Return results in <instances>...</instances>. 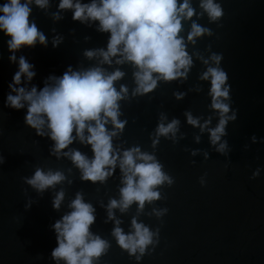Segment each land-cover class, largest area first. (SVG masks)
<instances>
[{
  "label": "water",
  "instance_id": "1",
  "mask_svg": "<svg viewBox=\"0 0 264 264\" xmlns=\"http://www.w3.org/2000/svg\"><path fill=\"white\" fill-rule=\"evenodd\" d=\"M4 2L0 0V4ZM59 2L49 0L46 9L31 5L30 21L45 35L46 46L37 42L32 48L22 47L14 53L16 63L9 59L13 55L8 49L10 38L0 32V157L4 160L0 164V264H56L51 256L58 246L53 225L70 211L68 205L78 192L95 209L90 231L110 245L94 264H264V0H215L224 9L223 18L215 23L206 13L200 15V0H191L197 13L192 21L209 28L212 35L188 43L192 21L183 22L181 35L193 59L186 80L160 81L152 93L133 96L132 66L104 65L108 72L119 68L125 73L116 82L117 91L120 85L128 88L127 98L119 102V119L127 123L113 138L114 148L123 151L138 146L142 152L156 155L175 181L171 187H161V200L146 204L143 213H137L135 204L123 214L114 210L125 233L131 230L133 217L154 232L159 229V243L154 250L150 246L140 261L120 249L111 235L115 222L108 220L107 205L110 199H120L119 167L104 183L83 181L70 159L52 154L54 142L47 128L44 136H37L26 125L27 105L21 110L6 106L8 85L21 56L34 66L35 76L31 82L22 77L20 86L28 90L35 86L39 91L49 76L61 77L69 67L76 71L96 66L97 60L84 56L86 50H106L110 34L98 32V23L73 21L71 11H59ZM54 14L62 18L54 20ZM57 37L62 42L54 47ZM212 53L223 56L221 67L231 85L229 115L236 113V120L229 121L227 134L221 138V142L227 141L225 154L216 151L219 145H211L207 130L201 133L184 115L191 112L194 118H201V124L211 117L210 128L218 123V114L210 108V82L199 79L206 66L197 58L207 59ZM174 93L185 95L177 100ZM161 114L167 116L165 123L178 119L179 131L175 143L160 137L154 149L152 140ZM108 128L112 130L111 124ZM72 149L93 157L90 146L78 140L65 151ZM37 168L61 171L66 179L39 193L25 182ZM257 170L259 175L253 178ZM201 177L204 187L199 183ZM61 190L65 196L56 210L52 202ZM153 208H167L168 212L158 219L152 215Z\"/></svg>",
  "mask_w": 264,
  "mask_h": 264
},
{
  "label": "clouds",
  "instance_id": "2",
  "mask_svg": "<svg viewBox=\"0 0 264 264\" xmlns=\"http://www.w3.org/2000/svg\"><path fill=\"white\" fill-rule=\"evenodd\" d=\"M33 3L46 9L49 0H5L0 4V32L10 38L8 49L13 55L9 59L13 63L17 60L14 53L22 47L32 48L37 42L46 46L45 35L34 21H30ZM199 7L202 9L200 15L206 13L211 23L224 16L222 5L215 0H200ZM58 9L71 11L73 21L98 23V32L110 34L106 50H86L84 56L89 60H97L96 66L76 71L69 67L61 77L49 76L39 91L35 86L30 90L20 86L22 77L31 82L35 76L32 70L34 66L21 56L18 71L13 76V82L8 85L10 94L6 97V106L21 110L27 105L26 125L34 129L37 136H44V129L47 128L49 138L54 142L52 154L57 158L63 155L70 159L80 170L83 181L104 183L119 167L122 185L119 188L120 199H110L107 205L108 220L115 222L111 235L120 249L140 261L150 246L154 250V245L159 243V229L154 232L133 217L131 230L125 233L120 227L122 221L115 218L114 210L118 209L123 214L135 204L137 213H143L146 204L152 205L161 200L159 189L165 184L171 187L175 181L165 173L156 155L142 152L138 146L123 151L114 148L113 138L123 132L127 123L119 119V102L127 98L128 88L120 85L117 91L116 82L125 73L119 68L108 72L104 65L111 66L114 62L115 65L132 66L136 85L133 96L152 93L160 81L170 83L186 80L193 59L181 33L183 22L192 21L197 13L191 6V0H91L90 3L60 0ZM61 18L58 14L53 15L54 20ZM205 35L211 36L212 31L192 21L187 42L195 44L198 38ZM61 42V38H54L53 46ZM197 58L206 66V71L199 79L210 82V108L218 114V123L215 128H210L211 117L201 124V118H194L191 112H185L184 115L187 123L198 127L201 133L207 130L211 145H219L216 151L225 154L228 145L227 141L221 142V138L227 134L225 129L229 121L236 120V113L229 115L231 85L228 83V74L221 67L223 56L212 53L207 59L199 55ZM174 95L177 100H182L185 94ZM165 121L167 116L161 114L154 133L155 139L152 140L154 149L160 137L176 142L180 121ZM109 124L112 130L108 128ZM199 139L197 136V143ZM255 139L253 137V142ZM76 140L90 146L93 153L91 159L79 150L65 151ZM196 154V151L192 152L193 156ZM3 162L0 157V164ZM258 175L259 170L253 173V178ZM65 179L61 171L45 172L37 168L32 178L25 182L43 193ZM199 183L201 187L205 186L203 177ZM64 196L63 190L56 193L52 202L54 209H60ZM68 207L70 211L53 225L58 246L51 256L56 264L61 261L63 264H94L110 247L107 240L90 231L96 220L95 209L90 203L84 202L79 192ZM167 212V208L152 209V215L158 219Z\"/></svg>",
  "mask_w": 264,
  "mask_h": 264
}]
</instances>
